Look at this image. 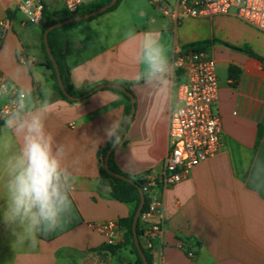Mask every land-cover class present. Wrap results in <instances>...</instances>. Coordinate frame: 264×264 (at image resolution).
Wrapping results in <instances>:
<instances>
[{
  "label": "crops",
  "instance_id": "obj_1",
  "mask_svg": "<svg viewBox=\"0 0 264 264\" xmlns=\"http://www.w3.org/2000/svg\"><path fill=\"white\" fill-rule=\"evenodd\" d=\"M41 1L48 11L44 22L62 9V0ZM116 12L79 23L63 35L62 42L70 47L65 64L73 91L83 95L101 84H119L131 93L134 111L113 153L117 167L129 175L160 169L168 150L169 112L178 105L175 79L162 88L136 82L138 42L144 34L158 37L170 59L174 49L184 44L217 40L207 50L216 65L215 107L222 124V146L215 157L196 165L179 183L151 188V196L163 203L161 231L149 248L152 264H264V187L249 183L253 165L257 179L264 173V61L230 47L246 45L264 59V31L231 14L188 18L180 24L167 17L150 18L131 27ZM5 17L12 26L0 43V79L17 88L11 77L27 72L19 82L26 80L35 98L49 100L47 130L56 143L65 145L68 162L76 161L70 194L76 222L68 217L64 229L38 234L35 247L20 228L13 235L2 218L6 197L0 176V264H135L118 225L131 209L110 198L109 188L100 186L99 150L108 143L97 147L93 137L103 135L111 119L121 123L125 97L113 88H101L80 100L60 98L46 79L40 27L0 2V20ZM19 55L32 57L33 62L26 68ZM17 147L3 122L0 160ZM109 221L117 225L112 246L118 248L113 251L103 248L108 245L106 237L92 226Z\"/></svg>",
  "mask_w": 264,
  "mask_h": 264
},
{
  "label": "built area",
  "instance_id": "obj_2",
  "mask_svg": "<svg viewBox=\"0 0 264 264\" xmlns=\"http://www.w3.org/2000/svg\"><path fill=\"white\" fill-rule=\"evenodd\" d=\"M96 0H62V9L73 13L82 5ZM164 17L175 24L188 18H209L233 15L242 22L264 31V0H148ZM22 12L28 22L38 25L42 20L44 4L41 0H0ZM12 21L0 20V43L10 32ZM20 63L33 62V58L19 55ZM173 65L171 79L176 81L178 105L169 112L168 150L157 172L146 173L145 187L149 201L140 213L147 248L161 231L163 203L151 196V188L171 187L185 179L198 164L215 157L222 146V124L216 110L218 79L213 56L207 49H174L169 59ZM0 86L6 87L9 99L16 94V87L0 79ZM8 110L7 100L0 99V112ZM112 245L117 233L115 222L92 225ZM191 256V253H188Z\"/></svg>",
  "mask_w": 264,
  "mask_h": 264
},
{
  "label": "clouds",
  "instance_id": "obj_3",
  "mask_svg": "<svg viewBox=\"0 0 264 264\" xmlns=\"http://www.w3.org/2000/svg\"><path fill=\"white\" fill-rule=\"evenodd\" d=\"M9 50L6 46L5 53ZM140 65L135 79L145 86L162 88L170 85L173 65L170 64L164 46L158 37L144 34L136 48L134 57ZM24 67L28 64L24 63ZM27 72L11 77L17 83L15 96L9 99L6 87L0 86V99L7 100L8 110L0 112L4 127L17 141V150L0 160V176L6 206L2 213L3 222L17 236V228L27 233L32 246L36 236L58 229L72 210L70 198L75 183V164L68 162V152L63 144L55 142L47 130L46 121L52 106L47 98L37 99L28 83H20ZM103 135L94 134V144L111 143L114 147L121 142L119 120L103 127ZM6 149L7 145H3ZM254 188L264 187V173L257 179V172L249 176Z\"/></svg>",
  "mask_w": 264,
  "mask_h": 264
},
{
  "label": "trees",
  "instance_id": "obj_4",
  "mask_svg": "<svg viewBox=\"0 0 264 264\" xmlns=\"http://www.w3.org/2000/svg\"><path fill=\"white\" fill-rule=\"evenodd\" d=\"M109 1L110 0L91 1L87 4L82 5L78 10H76L73 13H69V12H66L63 9H61L55 13V15H56L55 18H52L49 21H46L45 23L47 25H51L53 23L68 19L70 17H74V16H78V15H82V14L94 11V10L100 8L101 6L105 5ZM119 1L120 0H117L116 4L114 6H112L111 8H109L107 11L113 10L117 6ZM47 16H48V11H46L45 6H44L42 20L46 19ZM92 18H94V17H92ZM92 18H90V19H92ZM87 20H89V19L80 21V23L85 22ZM62 28H63V26L58 27V28H56V29H54L48 33V35H47L48 45L50 47L53 58L55 59L56 63L58 64L61 79L63 81V84H64L66 91L71 96L78 97L81 95V93L73 91L71 85L69 84V70L65 64V56L69 52L70 47L67 44L65 45L62 42V37H61V35H59V30ZM40 30H41V32H43V29L40 28ZM215 42H217V40L198 41V42L187 43L181 47V50L186 51L189 49H191V50L207 49L209 47V45H211L212 43H215ZM230 47L234 50L244 52L245 54H247L251 57H254V58H257L261 61H264V59L257 57L251 51V49L246 45L241 46V47H234V46H230ZM43 55H44V68L47 70V74H46L47 82L50 84L53 91L55 93H57V95L60 98H62L64 100H68L65 97V95L62 94V92L60 91V89L58 87L56 75H55V72L53 69L52 62L48 58L47 54L45 53L44 46H43ZM112 90L119 92L126 99L124 116H123V119L120 123V126L122 127V125L125 123L128 115H129V112L131 109V102H130V99L121 91H119L117 89H112ZM3 122L4 121L2 119H0V127L3 124ZM260 134H261V129L259 130V136H260ZM110 144L111 143H108L105 147H103L99 150L100 163H101L100 168H99V184H100V186H102L104 188H109V197L110 198L130 206V209H131L130 214L125 218L119 219L118 225L120 226V228L124 232V237H125L124 245L129 246L132 253L135 255V264H143L139 254L135 248V245L133 242L132 230H131L132 218H133L134 212H135V210L139 204V200H140L139 192H138L137 186L135 184H131V183L125 182L121 179L115 178V177L109 175L108 173H106L104 171L102 164H103V160H104L106 151H107L108 147L110 146ZM114 149L111 152L109 159H108L109 170H111L114 173H117V174H120V175H123L125 177L132 179L136 184H138L141 187V189H143L146 185V181L144 179L145 174L129 175V174L122 172L117 167V165L115 164L114 156H113ZM144 196H145V202H144V205H143L141 212H143L146 209L148 201H149L147 194H144ZM136 234H137V237L139 239H144V230H143V225H142V221L140 218H138V220L136 222ZM103 248L110 250V251H113L116 248H118V246L105 245ZM143 253H144V256L147 260V263L152 264V256L149 252V249L148 248L144 249Z\"/></svg>",
  "mask_w": 264,
  "mask_h": 264
},
{
  "label": "water",
  "instance_id": "obj_5",
  "mask_svg": "<svg viewBox=\"0 0 264 264\" xmlns=\"http://www.w3.org/2000/svg\"><path fill=\"white\" fill-rule=\"evenodd\" d=\"M117 0H110L108 3H106L105 5L101 6L100 8L94 10V11H91V12H88V13H85V14H82V15H78V16H74V17H70L68 19H65V20H62V21H59V22H56V23H53L51 25H47L43 20H41L39 23H38V26L43 29V34H42V41H43V46H44V49H45V53L47 54L48 58L51 60L52 62V65H53V69H54V72H55V75H56V80H57V84H58V87L60 89V91L62 92L63 95H65V97L68 99V100H80V99H83L85 98L86 96H88L89 94L93 93L94 91H97L101 88H113V89H117L119 91H121L122 93H124L129 99H130V102H131V109H130V112H129V115L125 121V123L122 125L121 129V137H122V134H123V131L126 127V125L129 123V121L131 120V117H132V114H133V111H134V104H133V98H132V95L131 93H129L124 86L122 85H119V84H101V85H98L96 87H94L93 89H91L90 91L84 93L83 95L81 96H78V97H73L71 96L65 89L64 87V84H63V81L61 79V75H60V71H59V67H58V64L56 63L55 59L53 58L52 56V53H51V50H50V47L48 45V40H47V35L50 31L58 28V27H61L63 25H66V24H69V23H74V22H79V21H83V20H86V19H90L92 17H95L97 15H100L104 12H106L109 8H111L112 6H114L116 4ZM115 147L110 144V146L108 147L107 151H106V154H105V157H104V160H103V164H102V167L104 169V171L106 173H108L109 175L115 177V178H118V179H121L125 182H128V183H131V184H135L137 186V189H138V192H139V204L134 212V215H133V218H132V225H131V230H132V236H133V242H134V245H135V248L142 260V263L143 264H148L147 263V260L144 256V253H143V250L147 248V241L146 239H139L137 237V234H136V222L140 216V213H141V210L143 208V205H144V202H145V196H144V193H143V190L141 189V187L136 184L132 179L128 178V177H125L123 175H120V174H117V173H114L112 172L111 170H109L108 168V159H109V156L111 154V152L113 151ZM72 222H76L75 218H76V213H75V209L73 207V210L71 212V214L68 216ZM64 218L63 222H62V225L59 227L60 229H64L65 228V225H66V221H67V218ZM42 235H44L45 233H40Z\"/></svg>",
  "mask_w": 264,
  "mask_h": 264
},
{
  "label": "rangeland",
  "instance_id": "obj_6",
  "mask_svg": "<svg viewBox=\"0 0 264 264\" xmlns=\"http://www.w3.org/2000/svg\"><path fill=\"white\" fill-rule=\"evenodd\" d=\"M115 9H117L116 13L126 18L131 27L133 24L143 23L150 18L158 19L164 17L148 0H120L113 10ZM79 23L80 21L63 25V28L59 30V35L63 37V35L74 31L75 26L79 25Z\"/></svg>",
  "mask_w": 264,
  "mask_h": 264
}]
</instances>
